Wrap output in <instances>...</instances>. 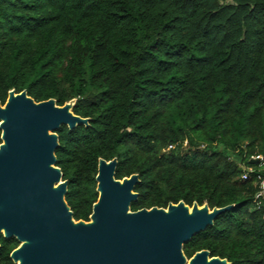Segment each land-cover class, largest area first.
<instances>
[{"label":"trees","instance_id":"obj_1","mask_svg":"<svg viewBox=\"0 0 264 264\" xmlns=\"http://www.w3.org/2000/svg\"><path fill=\"white\" fill-rule=\"evenodd\" d=\"M11 89L75 99L89 119L56 131L74 220L97 200L98 159L115 158L116 179L139 178L132 211L232 205L187 258L264 264V0H0L1 104ZM17 245L0 236V264Z\"/></svg>","mask_w":264,"mask_h":264},{"label":"water","instance_id":"obj_2","mask_svg":"<svg viewBox=\"0 0 264 264\" xmlns=\"http://www.w3.org/2000/svg\"><path fill=\"white\" fill-rule=\"evenodd\" d=\"M75 99L57 105L9 90L0 103V236L15 238V264H230L207 250L190 258L183 245L232 205L209 208L182 201L136 211L137 174L115 178L116 159H98L97 200L88 221L74 220L56 166V131L87 125L72 112ZM251 160V162H256Z\"/></svg>","mask_w":264,"mask_h":264},{"label":"built area","instance_id":"obj_3","mask_svg":"<svg viewBox=\"0 0 264 264\" xmlns=\"http://www.w3.org/2000/svg\"><path fill=\"white\" fill-rule=\"evenodd\" d=\"M251 160H260V156H251ZM244 169L243 174L241 175L242 179H246L250 172H252L254 169L252 167H242ZM256 183H257V191L254 194V201L257 203V205L262 204L264 209V176L261 174H257L256 176Z\"/></svg>","mask_w":264,"mask_h":264},{"label":"rangeland","instance_id":"obj_4","mask_svg":"<svg viewBox=\"0 0 264 264\" xmlns=\"http://www.w3.org/2000/svg\"><path fill=\"white\" fill-rule=\"evenodd\" d=\"M222 2H229V0H221Z\"/></svg>","mask_w":264,"mask_h":264},{"label":"flooded vegetation","instance_id":"obj_5","mask_svg":"<svg viewBox=\"0 0 264 264\" xmlns=\"http://www.w3.org/2000/svg\"><path fill=\"white\" fill-rule=\"evenodd\" d=\"M15 239V238H14ZM16 240V239H15ZM17 241V240H16ZM18 242V241H17ZM19 244V243H18ZM18 246V245H17ZM11 253V252H10ZM13 264H15V263H13Z\"/></svg>","mask_w":264,"mask_h":264}]
</instances>
